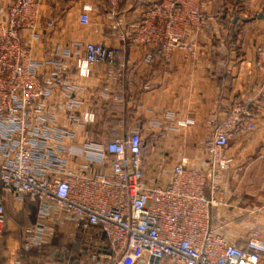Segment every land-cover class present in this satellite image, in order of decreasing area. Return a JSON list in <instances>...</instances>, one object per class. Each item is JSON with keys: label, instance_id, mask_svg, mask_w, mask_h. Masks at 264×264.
I'll use <instances>...</instances> for the list:
<instances>
[{"label": "built area", "instance_id": "1", "mask_svg": "<svg viewBox=\"0 0 264 264\" xmlns=\"http://www.w3.org/2000/svg\"><path fill=\"white\" fill-rule=\"evenodd\" d=\"M41 1L0 0V189L16 202L30 198L37 206L34 223L23 231L22 250L48 244L56 228L70 221L84 230H101L105 244L100 253L107 264H264V240L257 231L240 246L215 230L213 197L206 191H214L219 174L228 168L225 150L230 137L254 129L250 103H234L213 124L202 166L177 162L166 180L160 176L162 163L156 176L145 177V138L138 130L122 135L112 131L107 142L76 145L78 130L94 123L96 114L80 109L79 86L65 81V59L72 57L76 75L87 78L95 64L115 67L122 50L96 42L72 43L75 51L65 48L52 59L36 60L23 32L37 37ZM105 1L112 9L120 2ZM205 4L206 0H149L120 39L143 44L165 58L176 48L194 53L192 36L211 30L216 22ZM92 11L90 2L83 3L79 22L86 24ZM255 56L257 66L263 67L264 34ZM46 66L52 69L42 76L39 72ZM57 88L61 92H55ZM57 93L64 120L50 101ZM193 123L171 120L169 129ZM3 221L0 199V237Z\"/></svg>", "mask_w": 264, "mask_h": 264}, {"label": "crops", "instance_id": "2", "mask_svg": "<svg viewBox=\"0 0 264 264\" xmlns=\"http://www.w3.org/2000/svg\"><path fill=\"white\" fill-rule=\"evenodd\" d=\"M148 1L120 0L112 9L105 0H42L38 35L32 38L24 31L23 39L38 61L52 59L65 48L75 51L72 43L96 42L122 50L115 67L95 64L87 78L76 75L72 57L65 59L69 66L65 81L79 86L80 109L89 108L96 114L95 122L78 130L73 143H104L111 139L112 131L122 135L138 130L147 138L143 152L147 179L159 173L160 163L164 168L160 176L165 180L177 162L202 166L213 124L220 122L234 103L249 102L254 129L230 137L225 150L228 168L219 174L214 191H206L213 197L212 226L217 232L240 246L253 230L264 240V66H257L255 56V46L264 34V0H235L236 11L230 10L227 0H217L222 6L217 12L206 0L205 8L216 21L212 29L192 36L194 53L176 48L166 58L143 44L120 39ZM85 2L93 5V11L88 22L81 24L78 16ZM51 69L46 66L39 73L45 76ZM55 92L61 91L57 88ZM50 101L58 118L64 120L61 95L57 93ZM177 119L194 123L170 130L171 120ZM0 199L5 215L12 204L17 211L12 226L8 223L10 235L21 224L25 230L34 223L36 201L25 198L16 202L1 189ZM1 239L0 264H34L40 260L39 248L23 251L22 239L17 243L11 237ZM53 239L74 249L80 263L89 257L96 264H105L100 253L105 238L97 227L84 230L68 221L56 228Z\"/></svg>", "mask_w": 264, "mask_h": 264}, {"label": "rangeland", "instance_id": "3", "mask_svg": "<svg viewBox=\"0 0 264 264\" xmlns=\"http://www.w3.org/2000/svg\"><path fill=\"white\" fill-rule=\"evenodd\" d=\"M227 1L231 5L230 10L236 11L237 10L236 8L238 6L234 2L235 0H227ZM209 3L210 4L213 3V6L211 8L213 10V12H217V11H220L222 9V6L220 5L221 3L217 0H209ZM9 209H10L9 211L6 210L7 221H5V224L1 225V232H3L1 237L3 239V237L5 236V240L8 239L9 237H11L12 240L15 241V243H17L21 239V233H22V230L25 227V225L21 224L18 227L15 226L18 228V231L15 234L10 235L7 232L8 223H9V227L12 226V223H14V221H15L13 214L16 213L17 211H16V208H14L13 204L11 205V208H9ZM4 231L7 232L8 234L4 233ZM5 240L3 242H1L2 246L5 245L4 244ZM52 243H53V238L50 240V242L48 244L45 245V247L38 249L39 250L38 253H40V260L35 261V263H37V264H74V262L69 261L67 259V254H65L66 251L69 249V247L67 245H60V246L58 245L59 249L57 250V252H54V250L56 248H55V246H53ZM97 261H98V259H97ZM104 263L107 264V261L105 259H104ZM80 264H96V263H94V261H91V259L89 257H86L84 260H82V263H80ZM155 264H171V263L168 261H165L162 263V261H161V262H157Z\"/></svg>", "mask_w": 264, "mask_h": 264}, {"label": "trees", "instance_id": "4", "mask_svg": "<svg viewBox=\"0 0 264 264\" xmlns=\"http://www.w3.org/2000/svg\"><path fill=\"white\" fill-rule=\"evenodd\" d=\"M147 5V3L145 4V6ZM145 8V7H144ZM141 15V14H140ZM138 18V17H137ZM136 18V19H137ZM135 20V19H134ZM133 20V21H134ZM131 23V22H130ZM233 42V39L231 40V42L230 43H232ZM146 145H147V138L144 140V146H143V152H144V149L146 148ZM143 158H144V156H143ZM5 221H6V215H5V208H4V221H3V223H5ZM24 230V229H23ZM23 230H22V233H21V239L23 240ZM58 238H56L55 240H57ZM54 240V239H53ZM53 246H55V250H54V252H57V250L59 249L58 248V245L60 246L61 244H60V242H58V241H56V242H54L53 241ZM57 246V247H56ZM43 247H45V246H43ZM65 254H67V259L69 260V261H72V262H74V264H80V262L78 261L79 260V258L74 254V249H71L70 247H69V249L66 251V253ZM60 260V259H59Z\"/></svg>", "mask_w": 264, "mask_h": 264}]
</instances>
